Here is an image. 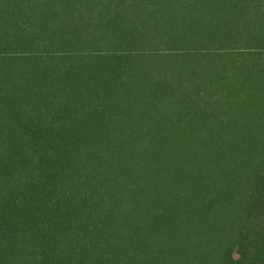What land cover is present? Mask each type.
<instances>
[{"label": "trees", "instance_id": "trees-1", "mask_svg": "<svg viewBox=\"0 0 264 264\" xmlns=\"http://www.w3.org/2000/svg\"><path fill=\"white\" fill-rule=\"evenodd\" d=\"M20 57L95 66L93 264H264V0H0Z\"/></svg>", "mask_w": 264, "mask_h": 264}, {"label": "crops", "instance_id": "crops-1", "mask_svg": "<svg viewBox=\"0 0 264 264\" xmlns=\"http://www.w3.org/2000/svg\"><path fill=\"white\" fill-rule=\"evenodd\" d=\"M56 61L0 65V264H93L106 248L104 96L94 65Z\"/></svg>", "mask_w": 264, "mask_h": 264}]
</instances>
